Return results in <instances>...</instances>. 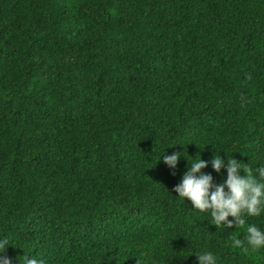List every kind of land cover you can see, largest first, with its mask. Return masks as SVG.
<instances>
[{"label": "trees", "instance_id": "16d2710c", "mask_svg": "<svg viewBox=\"0 0 264 264\" xmlns=\"http://www.w3.org/2000/svg\"><path fill=\"white\" fill-rule=\"evenodd\" d=\"M199 156L264 166V0H0L11 264H264L173 191Z\"/></svg>", "mask_w": 264, "mask_h": 264}, {"label": "clouds", "instance_id": "9594fccd", "mask_svg": "<svg viewBox=\"0 0 264 264\" xmlns=\"http://www.w3.org/2000/svg\"><path fill=\"white\" fill-rule=\"evenodd\" d=\"M250 102L246 96H241V106ZM181 153L165 155L163 162L169 168L175 169ZM190 162V161H189ZM212 167L219 172L225 166L224 159L216 154L211 161ZM208 163L199 156L190 162V169L175 186L173 191L185 200L191 201L195 210L209 212L211 221L218 229L233 227L234 218L237 228H245L243 239L235 234L230 235V246L239 249L244 254L257 253L264 249V231L254 224H247L246 217H256L264 213V166L255 170L248 164L238 162L233 156L227 160V179L225 183L216 185L211 174H205L202 169ZM243 173V174H241ZM175 173L173 172V175ZM258 174V175H257ZM227 188V191L225 190ZM10 245L7 238L0 240V253ZM199 264H216L217 257L210 251L197 255ZM0 264H11L6 255H0ZM24 264H46L45 260L24 255Z\"/></svg>", "mask_w": 264, "mask_h": 264}]
</instances>
